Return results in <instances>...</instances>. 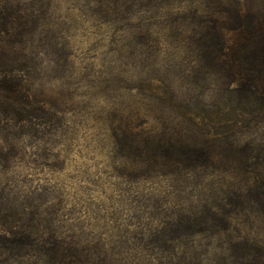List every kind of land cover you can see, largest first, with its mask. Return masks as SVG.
Instances as JSON below:
<instances>
[{"label": "rangeland", "instance_id": "374dc122", "mask_svg": "<svg viewBox=\"0 0 264 264\" xmlns=\"http://www.w3.org/2000/svg\"><path fill=\"white\" fill-rule=\"evenodd\" d=\"M211 11L199 0H0V81L18 89L0 88V224H39L86 264H216L194 220L263 177L244 172L242 150L264 164V117L224 90L203 53ZM159 143L216 156L163 166ZM30 253L0 264H45Z\"/></svg>", "mask_w": 264, "mask_h": 264}, {"label": "trees", "instance_id": "16d2710c", "mask_svg": "<svg viewBox=\"0 0 264 264\" xmlns=\"http://www.w3.org/2000/svg\"><path fill=\"white\" fill-rule=\"evenodd\" d=\"M199 1L212 9L208 17L201 20L199 31L203 53L212 62L214 73L222 78L226 92L235 93L245 107L259 105L256 108L264 117V0ZM108 3L107 7L110 6ZM0 88L12 95L18 92L5 81H0ZM173 144L164 147L159 143L162 146L160 153L169 160L162 161L163 166L182 163L185 167L203 168L211 165L216 156L205 144ZM143 149L146 150V145L140 152ZM245 149L247 152L242 150L246 159L244 172L262 174L264 164L259 167L254 161L260 156L259 152L255 153L254 147L248 151L251 148L247 144ZM257 178L247 179L231 188L228 194H221L194 220L195 232L211 240L210 243L215 241L216 264H264V175ZM185 220L183 228H190L189 218ZM247 223L249 229L245 226ZM253 228L257 229L255 234H252ZM64 243L53 234L44 238L39 224H28L25 228L0 224V255L8 253L23 257L35 249L45 264H86L91 261L89 256L79 254L77 248H66ZM180 243L168 245L166 249L176 252Z\"/></svg>", "mask_w": 264, "mask_h": 264}]
</instances>
